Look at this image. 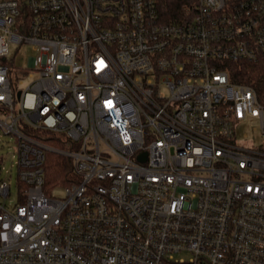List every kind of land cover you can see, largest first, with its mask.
<instances>
[{
  "label": "built area",
  "instance_id": "1",
  "mask_svg": "<svg viewBox=\"0 0 264 264\" xmlns=\"http://www.w3.org/2000/svg\"><path fill=\"white\" fill-rule=\"evenodd\" d=\"M260 62L264 0H0L21 189L0 201V264H264V147L237 135L247 118L264 135V87L236 71ZM50 153L72 163L64 198Z\"/></svg>",
  "mask_w": 264,
  "mask_h": 264
},
{
  "label": "rangeland",
  "instance_id": "2",
  "mask_svg": "<svg viewBox=\"0 0 264 264\" xmlns=\"http://www.w3.org/2000/svg\"><path fill=\"white\" fill-rule=\"evenodd\" d=\"M32 45L17 46L13 44L11 47L10 59H13L14 65L17 68L29 70V58L36 55ZM37 74L33 73L31 77H25L24 83L20 85L21 88L31 82L33 77ZM2 117L0 116V119ZM238 138L242 141H247L250 146H263L264 135L261 129L260 121L257 118H247L237 128ZM0 157L3 158V169L0 171V182L7 180L11 185V194L4 198L0 197V201L5 202L8 208H12L19 201L21 195L20 181H19V167L17 164V140L15 135L6 134L0 127ZM53 197L64 198L66 196V187L58 186L49 193ZM178 258L189 259L191 254L187 251L177 254Z\"/></svg>",
  "mask_w": 264,
  "mask_h": 264
},
{
  "label": "trees",
  "instance_id": "3",
  "mask_svg": "<svg viewBox=\"0 0 264 264\" xmlns=\"http://www.w3.org/2000/svg\"><path fill=\"white\" fill-rule=\"evenodd\" d=\"M237 75L241 81L253 84L260 91L264 87V62L260 63H245L238 65ZM231 70V65H230ZM46 170V192L52 191L54 188L66 185L72 179V163L71 161L57 153L48 154V159L45 165Z\"/></svg>",
  "mask_w": 264,
  "mask_h": 264
}]
</instances>
